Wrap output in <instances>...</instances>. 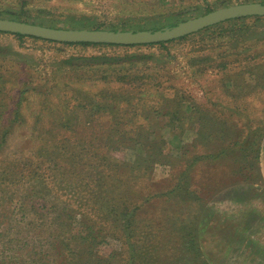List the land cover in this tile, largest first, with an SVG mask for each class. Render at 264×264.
Returning <instances> with one entry per match:
<instances>
[{
	"label": "rangeland",
	"instance_id": "obj_1",
	"mask_svg": "<svg viewBox=\"0 0 264 264\" xmlns=\"http://www.w3.org/2000/svg\"><path fill=\"white\" fill-rule=\"evenodd\" d=\"M244 3L264 0H0V18L153 32ZM255 18L132 47L0 33V264L207 263L192 251L205 203L192 191H203L220 149L211 125L235 126L239 149L264 132V17ZM68 221L94 231V255L74 263L77 248L60 245L47 260L49 233L65 235Z\"/></svg>",
	"mask_w": 264,
	"mask_h": 264
},
{
	"label": "crops",
	"instance_id": "obj_2",
	"mask_svg": "<svg viewBox=\"0 0 264 264\" xmlns=\"http://www.w3.org/2000/svg\"><path fill=\"white\" fill-rule=\"evenodd\" d=\"M256 171L221 186L202 208L197 241L208 264H264V136Z\"/></svg>",
	"mask_w": 264,
	"mask_h": 264
},
{
	"label": "trees",
	"instance_id": "obj_3",
	"mask_svg": "<svg viewBox=\"0 0 264 264\" xmlns=\"http://www.w3.org/2000/svg\"><path fill=\"white\" fill-rule=\"evenodd\" d=\"M262 4H264V3H262ZM209 12H211V11H208L207 13H209ZM248 18H253V17H248ZM248 18H240L238 20L243 21V20H248ZM260 18L261 17L256 16L255 19H260ZM174 26H176V25H173L171 27H174ZM212 27H214V26H212ZM209 28H211V27H209ZM209 28H207V29H209ZM207 29H205V30H207ZM0 33H2V32H0ZM2 34H9V33H2ZM10 35H14V36H17L19 38H30V39L42 40V39L34 38V37H27V36H24L22 34H10ZM187 37H184L181 39H185ZM42 41H46V40H42ZM46 42H51V41H46ZM163 44H165V43H159V45H163ZM68 45L92 46V47H99V46L118 47V46H114V45H98V44H68ZM121 47H132V46H121ZM211 126L214 129L216 128L218 130L217 132H216V129L214 131V133H216L218 137L215 139H212V141L216 140V142H213V143L214 144L216 143L217 144V145L215 144L216 147L219 146L220 149H219V151H218V148L215 149L216 151H212V153L208 157V158H210V160H209L210 163L207 165V168L213 169V171H210V175H206L204 182L201 183L203 188H204L203 191L198 192L197 190H194V189L192 191V197H194L197 201L205 200V203L207 202L208 198H210V196H212L213 193L217 189H219L221 186L228 184V183L252 180L255 178V176L257 174L256 170H257V163H258V159H259V150H260V146H261L260 144H261V141H262L263 135H264V132L262 133V135L259 133H256V132H251L252 136L251 137L249 136L243 140V146H245L247 144L246 147L244 148L242 146L243 148L239 149L240 147H236L237 143L233 142V139L235 137H238V134H239L238 129L235 126L234 127L231 126V124H229L228 122L226 124H224L222 126L220 125L218 127H217L216 123H212ZM249 134H250V132H249ZM241 150H246L244 157H241L242 160L243 159L245 160L243 163H246V164L241 163L240 167L238 164L236 167V170H235L234 168H235V165L237 163L236 158H238L237 156ZM196 160H198V157L196 158ZM220 166L223 167L221 172L219 171ZM237 171H238V173L239 172L242 173V175H244V172L249 171L247 178L237 180V181L234 180V178L237 174ZM245 176H246V174H245ZM175 188L177 190L178 187H175ZM86 189L91 190V188L89 186ZM62 202L65 203L66 201H62ZM205 203H204L203 207L205 206ZM95 205H96V203H95ZM93 207H94V204L92 206L91 203H89V205L87 206V209L95 211ZM96 207H97V205H96ZM99 208H101L100 205H99L98 209ZM105 208H107V207L105 206ZM99 210H101V209H99ZM61 221L59 222L60 225L62 223ZM198 221H199V219H198ZM67 223H68V225L66 226L67 229L65 231V235L58 234L57 229H56L57 234L54 232L49 233L48 243H47V247H46L48 251L45 254H42V256L43 257L45 256V258H47V260L49 259L48 257H52L56 254L60 245H62V246L65 245L66 247L72 246V247L77 248L76 254L71 256L72 262H74V263H76V260L82 262L83 260L87 259V256L84 255L85 251L88 254V256L94 255V253L91 249L92 246L96 244L95 241L97 240V238L94 236L95 235L94 231H91V229H90V230H87L85 234H83L85 231L83 233H81L77 230H74V228L69 227V225H70L69 221ZM79 227H85V223L83 221H81ZM197 230H198V224L195 227V233L193 235H191V237H193L192 243L194 245V248H192L193 249L192 251L199 252V254L201 256L202 254L200 252L198 241H197V237H198ZM75 231L77 233L75 235L76 238L74 237ZM36 237H38V235ZM40 243H41V240H40ZM61 243H64V244H61ZM39 250H40V248H39ZM39 252H41V251H39ZM201 257H203V255ZM111 258H114V255ZM51 262H53L52 264H57V262L54 259H52ZM51 262L49 263V261H48V264H51ZM205 264H208V262Z\"/></svg>",
	"mask_w": 264,
	"mask_h": 264
},
{
	"label": "water",
	"instance_id": "obj_4",
	"mask_svg": "<svg viewBox=\"0 0 264 264\" xmlns=\"http://www.w3.org/2000/svg\"><path fill=\"white\" fill-rule=\"evenodd\" d=\"M264 17V4L244 3L213 10L178 25L157 31L114 32L107 30L55 29L26 22L0 18V32L64 44H98L142 46L175 41L209 27L238 18Z\"/></svg>",
	"mask_w": 264,
	"mask_h": 264
}]
</instances>
